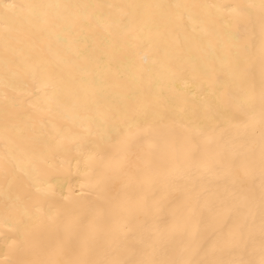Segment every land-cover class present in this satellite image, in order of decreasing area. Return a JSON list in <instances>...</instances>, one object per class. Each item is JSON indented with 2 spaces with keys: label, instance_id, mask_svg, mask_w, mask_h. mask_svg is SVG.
<instances>
[{
  "label": "bare ground",
  "instance_id": "obj_1",
  "mask_svg": "<svg viewBox=\"0 0 264 264\" xmlns=\"http://www.w3.org/2000/svg\"><path fill=\"white\" fill-rule=\"evenodd\" d=\"M0 264H264V0H0Z\"/></svg>",
  "mask_w": 264,
  "mask_h": 264
},
{
  "label": "snow or ice",
  "instance_id": "obj_2",
  "mask_svg": "<svg viewBox=\"0 0 264 264\" xmlns=\"http://www.w3.org/2000/svg\"><path fill=\"white\" fill-rule=\"evenodd\" d=\"M5 7H6V8H11V7H12V5H5Z\"/></svg>",
  "mask_w": 264,
  "mask_h": 264
}]
</instances>
